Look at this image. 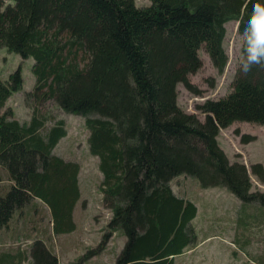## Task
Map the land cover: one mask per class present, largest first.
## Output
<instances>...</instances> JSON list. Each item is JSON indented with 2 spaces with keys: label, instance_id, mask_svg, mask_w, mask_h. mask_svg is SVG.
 <instances>
[{
  "label": "trees",
  "instance_id": "trees-1",
  "mask_svg": "<svg viewBox=\"0 0 264 264\" xmlns=\"http://www.w3.org/2000/svg\"><path fill=\"white\" fill-rule=\"evenodd\" d=\"M254 2L0 0V47L33 59L34 84L26 95L52 99L84 119L87 148L102 173L101 202L110 215L99 242L74 264L99 254L116 231L123 242L113 264H176L196 239V205L170 186L181 174L264 206V192L252 189L246 166L230 161L217 140L220 128L234 121L264 125V57L249 61V50L264 44L250 21ZM229 20L237 21L242 58L229 92L196 105L200 119L179 107L176 86L195 90L188 75L201 66L202 45L217 72L224 70ZM21 87L20 66L0 78V228L15 212L42 203L52 233H68L75 228L80 166L54 152L66 135L63 119L46 126L47 116L32 107L20 121L5 107ZM251 171L263 179L260 163ZM30 236L29 264H59L45 236ZM22 249L0 252V264H21ZM259 260L264 264V255Z\"/></svg>",
  "mask_w": 264,
  "mask_h": 264
},
{
  "label": "rangeland",
  "instance_id": "rangeland-1",
  "mask_svg": "<svg viewBox=\"0 0 264 264\" xmlns=\"http://www.w3.org/2000/svg\"><path fill=\"white\" fill-rule=\"evenodd\" d=\"M134 2L137 5H146L149 0ZM225 29L223 47L227 54V62L224 70L221 73L217 72L202 45L198 49L201 66L188 75L189 83L195 90H188L182 83L176 86L179 107L186 112L195 113L200 119L204 114L196 105L206 98H220L229 92L231 81L242 58V36L237 31V21H227ZM32 62L31 57L21 58L17 53L0 47V78L5 80L17 66H20L22 76V87L9 95L5 107H9L13 116L20 121L29 119L31 108L35 107L38 113L47 116L46 126L59 118L65 122L66 135L59 140L54 152L79 164V199L82 204L81 208H76L75 213L78 221L77 230L61 236L47 234L46 242L60 257L61 264H74L87 248L99 242L110 211L101 202L99 183L102 173L98 169L97 157L88 151L86 144L88 129L84 119L63 111L52 99L36 100L32 95H26L32 91L34 84ZM242 135L251 138L247 142H242ZM217 140L230 161H239L246 166L252 189L264 192V177L260 180L251 171V165L254 163H260L264 171V125L234 121L227 127L220 128ZM1 185L2 183L0 194L4 192ZM170 186L175 194L191 200L197 208L196 215L191 220L196 239L183 253L175 257L176 264L262 263L259 259L264 255L263 205L243 203L224 187H201L197 179L191 175L181 174L174 177L170 181ZM31 204L28 203V207ZM25 208L22 213H14L7 227L0 228V252L14 253L23 248L20 251H23L25 258L21 264L30 263L29 238L22 232L16 233V228L23 227L26 233L29 231V234H32L31 238L38 236L33 230L48 226L49 216L47 207L42 203L34 210ZM36 221L41 224H34ZM33 225H36V229L32 227ZM121 244L122 238L114 233L99 254L77 264H113L114 254Z\"/></svg>",
  "mask_w": 264,
  "mask_h": 264
},
{
  "label": "clouds",
  "instance_id": "clouds-1",
  "mask_svg": "<svg viewBox=\"0 0 264 264\" xmlns=\"http://www.w3.org/2000/svg\"><path fill=\"white\" fill-rule=\"evenodd\" d=\"M250 21L256 27L257 40L264 41V0H255L253 15L250 17ZM261 57H264V44L252 47L249 50L250 62L259 63ZM245 70L247 71L248 69L246 68Z\"/></svg>",
  "mask_w": 264,
  "mask_h": 264
},
{
  "label": "crops",
  "instance_id": "crops-1",
  "mask_svg": "<svg viewBox=\"0 0 264 264\" xmlns=\"http://www.w3.org/2000/svg\"><path fill=\"white\" fill-rule=\"evenodd\" d=\"M57 146V145H56ZM55 146V147H56ZM55 147H54V149H55ZM66 159V158H65ZM68 160V159H67ZM78 183H79V174H78ZM79 189H80V187H79ZM36 201L38 202V203H40L39 202V200H37L36 199ZM80 204H82L81 203V201H80V199H78L76 202H75V204H74V207H73V211H72V218H73V221H74V223H75V228H74V230H72L71 232H68V233H62V234H71V233H73V232H75L76 230H77V228H78V221L76 220V218H75V213H76V208H81V205ZM83 206V205H82ZM86 207V206H85ZM46 217V216H45ZM44 217V218H45ZM50 218H49V216H48V219H47V225L48 226H44V227H40V230H33V232L35 231L36 233H37V235L40 237V236H47V234H52V235H55V236H61L62 234H53L52 233V231H51V227H50ZM34 224H41L40 222H38V221H36ZM36 226V225H35ZM34 226V227H35ZM33 227V226H32ZM42 228V229H41ZM35 229H36V227H35ZM32 231V230H31ZM24 233V235L26 236V237H28L30 234H29V231H27L28 233H26L25 232V230H23V227L22 228H17V230H16V233ZM114 233H117V234H119L118 233V231H116V232H114ZM28 234V235H27ZM32 235V234H31ZM119 236L122 238V242H123V236H121V234H119ZM57 255V254H56ZM57 258H58V261H59V264H61L60 263V257L57 255Z\"/></svg>",
  "mask_w": 264,
  "mask_h": 264
},
{
  "label": "built area",
  "instance_id": "built-area-1",
  "mask_svg": "<svg viewBox=\"0 0 264 264\" xmlns=\"http://www.w3.org/2000/svg\"><path fill=\"white\" fill-rule=\"evenodd\" d=\"M109 215H110V213H109ZM108 218H109V216H108Z\"/></svg>",
  "mask_w": 264,
  "mask_h": 264
}]
</instances>
